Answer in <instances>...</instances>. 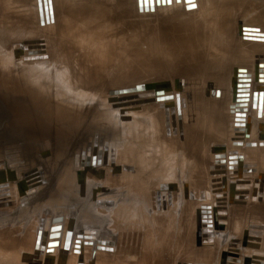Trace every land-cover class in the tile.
Wrapping results in <instances>:
<instances>
[{
	"label": "bare ground",
	"instance_id": "1",
	"mask_svg": "<svg viewBox=\"0 0 264 264\" xmlns=\"http://www.w3.org/2000/svg\"><path fill=\"white\" fill-rule=\"evenodd\" d=\"M193 1L152 0L153 7L139 8L136 0H50L53 24L41 27L36 0H17L18 6L0 0V185L8 183L12 198L10 208L0 207L3 264L27 232L33 233L29 264H224L238 242L250 246L244 264H264V201L233 206L229 195L226 216L212 209L211 224L199 213L202 205L215 206L211 179L222 178L224 192L230 190L229 151L257 164L255 174L238 180H264L258 144L264 117L250 107L252 92L264 91V0ZM113 26L116 39L105 38ZM243 27L255 29L248 34L256 41L243 39ZM38 38L46 40L47 61L23 62L26 54L11 48ZM233 70L251 80L246 137L256 148L229 141ZM141 83L147 91L180 92L185 106L176 112L170 104L116 110L106 104L109 91ZM98 131L116 150L113 165L108 153L102 164L101 152L91 165V148L89 167H95L74 168L73 155ZM37 165L46 183L28 188L23 174ZM42 192L40 209L24 224L21 210ZM152 198L160 210L151 209ZM251 221L258 225L255 238L240 228ZM233 222L240 240L229 238ZM52 226L59 238H48ZM79 229L94 230L97 238L73 251ZM136 231L138 256L135 247L123 256L96 247L97 239ZM220 231L224 236H215ZM37 233V249L45 244L40 254ZM259 240L261 249H252Z\"/></svg>",
	"mask_w": 264,
	"mask_h": 264
},
{
	"label": "water",
	"instance_id": "2",
	"mask_svg": "<svg viewBox=\"0 0 264 264\" xmlns=\"http://www.w3.org/2000/svg\"><path fill=\"white\" fill-rule=\"evenodd\" d=\"M136 2L139 8L153 7L152 0H136ZM192 2L194 1L192 0ZM36 6L39 25L43 27L45 24H53L50 0H36ZM241 30L243 34L246 35L243 38L244 40L256 41V39H254V36L248 34L249 32H254V28L243 27L241 28ZM247 34L250 36V38ZM11 48L13 51L19 49L22 52L20 57H22L23 54H26V56L22 57L23 62L47 61L49 58L48 51L46 49V40L43 38L14 43L12 44ZM247 77V74H237L236 71L233 70L231 89L234 96V104L229 106V113L234 115L232 129L234 137H231L229 141L232 147L251 149L256 148V142L247 141L246 137L245 112L248 110L247 107L250 101L249 96L251 86V80L249 79V77ZM185 100L186 99L182 97V94L178 91H167L166 89L147 91L145 84L141 83L135 84L134 86L129 88L109 91L107 94L106 104L109 105L112 110L145 105H158L159 107L170 104L168 108L174 111L176 110L177 112L178 108L185 106ZM250 107L252 110H256L257 119H261L264 117V91H258L255 89L252 92ZM161 108L165 109V107ZM259 112H261V115L259 114ZM177 131L178 134L181 131V129H179L178 122ZM260 134L262 135V141L260 143L258 142V144L260 146H264V124L261 128ZM179 140L182 143L181 138ZM91 148V165H94V152H96L97 154V159L100 160L101 157L99 152L102 153V161L104 162L102 164L104 165H106L105 160L107 159V156L105 155L108 153L109 163H112L113 165L116 150L113 145L109 143L105 134L98 131L94 132L92 136H89L87 138V141L82 142L80 153H75L73 155L74 168L81 167L92 169L95 167H89ZM100 160H97L96 166L101 165ZM244 161V156L238 151H229L227 153L228 176L230 178L228 183V186L230 188L229 191L224 192V188L221 187L222 178H213L210 180L211 194L215 197V206L210 207L207 205H202L200 206L199 210L200 215L204 217L207 222H210L209 224H211L212 221V209H215L217 216H226L229 195L231 196V204L233 206L244 207L246 206L249 198L250 202L261 203L264 201V180H257L255 178L238 180L239 177L246 178L256 173L257 164L252 162L244 163ZM43 174V165H37L31 171L23 174V182L26 186H28V188L41 186L46 183L45 180L40 181L39 179V176H43ZM1 176L3 175H0V177ZM8 186V183L0 185V207L10 208L12 206V198L10 188ZM167 192L169 194L175 191L168 190ZM164 193V191H161V195ZM173 202H176V198H174ZM150 204L153 211L160 210V205L158 204L156 199H150ZM55 222L56 220H52V224H55ZM49 232V239L56 237L59 238L60 229L58 227L52 226ZM207 234L211 233L207 232ZM214 234L215 236H224L223 231L215 232ZM96 238V232L94 230L79 229L74 239L73 251L79 250L81 246L91 247ZM208 239L211 238L208 237ZM140 240L141 233H138L137 231L132 233L129 232L127 234L123 233L122 235L118 233L115 240L97 239L96 247L97 249H103L104 252L113 253L116 255H118L117 252H120V256H123L124 254L126 255V250L131 253L132 247H135V256H138V247ZM50 245L57 246L56 242L48 244V246Z\"/></svg>",
	"mask_w": 264,
	"mask_h": 264
},
{
	"label": "rangeland",
	"instance_id": "3",
	"mask_svg": "<svg viewBox=\"0 0 264 264\" xmlns=\"http://www.w3.org/2000/svg\"><path fill=\"white\" fill-rule=\"evenodd\" d=\"M14 2L16 3L17 2V0L15 1L14 0ZM15 3H14V6H15ZM16 6H18V3H16ZM166 9H167V7H166ZM166 9L164 10V12L166 11ZM17 13H15L14 15H16ZM126 28H128L129 26L128 25H126L125 26ZM133 32V31H132ZM115 33H117L116 32V26H113V27H111L110 28V31H108L107 33H106V35H105V38H111L112 40H115L116 38H114V34ZM111 34H113V35H111ZM129 34H131V32H128L126 35H125V37H128V35ZM109 44L111 43L110 41L108 42ZM235 69H236V67H235ZM159 81V80H158ZM160 82H168L169 84H170V82L168 81V80H160ZM251 116V115H250ZM249 116V117H250ZM251 118V117H250ZM259 135V134H258ZM3 155V154H2ZM17 155V154H16ZM1 157H3V158H0V165H3L4 163V160H5V157L4 156H1ZM23 159H25V157H23ZM52 162H54L55 163V161H52ZM56 165V164H55ZM57 167V166H56ZM42 194H46V192H42L41 194H37V196H34L33 198H31V200H29L30 202H28L27 204L28 205H30L29 207H27L28 205L26 204L25 205V207H24V210H21V211H23V215H22V217L24 218L23 219V222H24V224H28L30 221H32V219L36 216V214H37V212H36V210H37V206H38V209H40L39 208V206H41L40 205V203H42L41 202V197H43V195ZM42 195V196H41ZM35 199V200H34ZM34 200V201H33ZM39 201V202H38ZM33 202V203H32ZM35 204H36V206H35ZM35 208H34V207ZM28 208V209H27ZM32 209H33V211H32ZM35 209V210H34ZM43 209V208H42ZM40 210L41 212H43V211H46L45 209H43V210ZM28 210V212L26 213V211ZM32 211V212H31ZM31 212V213H30ZM34 212V214H32ZM36 212V213H35ZM51 212V211H50ZM30 213V214H29ZM29 215V216H28ZM32 215V216H31ZM42 215V214H41ZM53 215V214H52ZM52 215L49 213V215L48 216H46V221H47V223L49 224V219L52 217ZM31 216V217H30ZM43 216V215H42ZM49 216H50V218H49ZM51 223H52V221H51ZM220 223V222H219ZM232 225H233V229L231 230V229H229V238H233V240L234 241H236V239H239L240 240V238H239V234H236L235 233V222H233L232 223ZM223 228V227H222ZM240 228H243V229H247V231H246V234L250 237V238H255L256 237V235H257V233H258V225L254 222V221H251L250 223H243L242 224V226H240ZM31 235H33V233L31 234V233H25V234H23L22 236H18V239L16 240V243H15V245H16V248H12V250H10V251H6V252H9V256L7 257V260H8V264H29V261H25V254H26V251H30V247H32V242H31V239H30V237H31ZM39 234L37 233L36 234V237L38 238L39 236H38ZM38 241L35 243V245H34V253H36V254H40V253H42V250H44V246L43 245H45V244H41V246H40V250L39 249H37L38 247H39V245H38V243L40 242V239L38 238L37 239ZM260 241V240H259ZM249 242H251L252 244H254L255 243V241L254 240H251V241H249ZM248 242V243H249ZM40 244V243H39ZM233 249H236V250H234L233 252H232V254H230L229 253V251H227L228 252V255L230 254V255H232V256H230V259H232V262H229L228 260L227 261H225V263L224 264H238V262H236L235 260H242V263L241 264H244V262H243V257L244 258H246V256H244L245 255V253H250V251L249 250H245L246 248H248V247H250V246H247L246 244H241L240 245V242H238V244H234L233 243ZM240 245V247H238ZM46 247V246H45ZM251 247H252V249H254V250H260L261 249V241L259 242V246H255V245H251ZM37 250V251H36ZM245 250V251H244ZM39 251H41V252H39ZM247 251V252H246ZM253 254H255V253H253ZM222 255V254H221ZM226 255V253H224L223 254V256H225ZM225 258V257H224ZM4 261H5V256L4 255H1L0 254V264H3L4 263ZM7 263V262H6Z\"/></svg>",
	"mask_w": 264,
	"mask_h": 264
}]
</instances>
